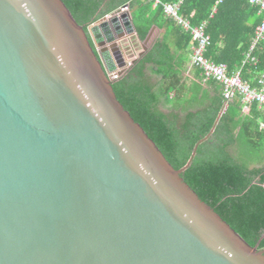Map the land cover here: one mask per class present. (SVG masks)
Listing matches in <instances>:
<instances>
[{
  "label": "water",
  "instance_id": "95a60500",
  "mask_svg": "<svg viewBox=\"0 0 264 264\" xmlns=\"http://www.w3.org/2000/svg\"><path fill=\"white\" fill-rule=\"evenodd\" d=\"M70 13L0 0V264H264L118 102L129 9Z\"/></svg>",
  "mask_w": 264,
  "mask_h": 264
},
{
  "label": "trees",
  "instance_id": "16d2710c",
  "mask_svg": "<svg viewBox=\"0 0 264 264\" xmlns=\"http://www.w3.org/2000/svg\"><path fill=\"white\" fill-rule=\"evenodd\" d=\"M62 2L87 35L100 20L128 7L136 38L147 52L112 82L118 102L174 169L187 166L197 148L182 174L185 183L251 247L263 251L264 112L257 104L242 112L240 96L225 105L222 85L212 79L204 85L196 67V80L184 78L194 43L190 34L164 16L162 6L148 0ZM162 2L178 5L179 17L192 27L206 24L211 39L207 59L226 65L229 73L240 71L242 80L258 85L264 71V42L252 55L258 64L246 62L263 22L257 6L248 0ZM148 74L157 81L151 82Z\"/></svg>",
  "mask_w": 264,
  "mask_h": 264
},
{
  "label": "built area",
  "instance_id": "2783aa9c",
  "mask_svg": "<svg viewBox=\"0 0 264 264\" xmlns=\"http://www.w3.org/2000/svg\"><path fill=\"white\" fill-rule=\"evenodd\" d=\"M148 1L153 3L154 6H162L165 12L164 16L190 34L194 43L191 57L192 65L201 70L205 80L212 79L222 85L225 105L231 98L240 96L242 112L247 113L252 104H257L261 111L264 112V71L259 76L257 86H253L251 83L242 80L240 71L229 73L226 65L207 59L208 49L211 47V39L206 33V24L192 27L188 21L179 17L178 5L166 4L162 0ZM248 1L259 8L260 16L263 18L262 24L256 29L253 44L246 60V62L257 65L258 60L252 55L257 46L264 42V0ZM122 9L123 11L128 10V7ZM123 70L127 71L128 69L124 68ZM119 72L120 70H117L108 75L109 80L114 82L120 79L122 76H119Z\"/></svg>",
  "mask_w": 264,
  "mask_h": 264
},
{
  "label": "crops",
  "instance_id": "0c3cea01",
  "mask_svg": "<svg viewBox=\"0 0 264 264\" xmlns=\"http://www.w3.org/2000/svg\"><path fill=\"white\" fill-rule=\"evenodd\" d=\"M132 45H137L140 49H141V52L139 54H137L136 56V59L134 60V62H136L138 59H140L146 52H143V49H142V45L138 42L137 38H136V35L135 37H133V39L131 40L130 42ZM194 46V45H193ZM193 46L191 47L190 49V52H191V55L188 59V61L186 62V65H185V69H184V78L187 80V81H191V80H196V69L194 68V66L192 65V61H191V57H192V49H193ZM142 54V56L140 57V55ZM203 75V74H202ZM199 78H201V76ZM148 77L150 78L151 82L155 83L157 81V78L155 76H152V75H149L148 74ZM203 79V83H205L204 85H206L207 81H205L204 77H202ZM206 87V86H205ZM165 112H168L165 110Z\"/></svg>",
  "mask_w": 264,
  "mask_h": 264
},
{
  "label": "rangeland",
  "instance_id": "374dc122",
  "mask_svg": "<svg viewBox=\"0 0 264 264\" xmlns=\"http://www.w3.org/2000/svg\"><path fill=\"white\" fill-rule=\"evenodd\" d=\"M132 39L133 37H128L118 44L122 58L125 61L126 69H129L131 63L136 59L137 54L141 52V49L137 45L130 43Z\"/></svg>",
  "mask_w": 264,
  "mask_h": 264
},
{
  "label": "bare ground",
  "instance_id": "6f19581e",
  "mask_svg": "<svg viewBox=\"0 0 264 264\" xmlns=\"http://www.w3.org/2000/svg\"><path fill=\"white\" fill-rule=\"evenodd\" d=\"M112 74V73H111ZM110 75V74H109Z\"/></svg>",
  "mask_w": 264,
  "mask_h": 264
}]
</instances>
